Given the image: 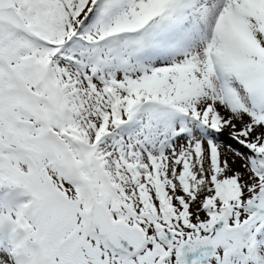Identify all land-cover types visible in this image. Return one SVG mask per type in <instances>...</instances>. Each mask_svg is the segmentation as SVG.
I'll return each instance as SVG.
<instances>
[{
	"label": "snow or ice",
	"instance_id": "1",
	"mask_svg": "<svg viewBox=\"0 0 264 264\" xmlns=\"http://www.w3.org/2000/svg\"><path fill=\"white\" fill-rule=\"evenodd\" d=\"M0 264H264V0H0Z\"/></svg>",
	"mask_w": 264,
	"mask_h": 264
}]
</instances>
